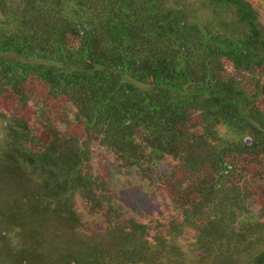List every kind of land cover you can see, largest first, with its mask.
Listing matches in <instances>:
<instances>
[{
    "label": "trees",
    "instance_id": "trees-1",
    "mask_svg": "<svg viewBox=\"0 0 264 264\" xmlns=\"http://www.w3.org/2000/svg\"><path fill=\"white\" fill-rule=\"evenodd\" d=\"M0 104V200L23 220L0 225L13 264H264V26L249 0H0ZM98 156L117 188L110 171L91 182ZM132 174L165 212L118 205ZM76 195L108 227L41 253L50 220H79ZM15 232L32 242L20 258Z\"/></svg>",
    "mask_w": 264,
    "mask_h": 264
},
{
    "label": "rangeland",
    "instance_id": "rangeland-1",
    "mask_svg": "<svg viewBox=\"0 0 264 264\" xmlns=\"http://www.w3.org/2000/svg\"><path fill=\"white\" fill-rule=\"evenodd\" d=\"M249 1L252 3L254 8L259 12L260 21L262 25L264 26V1L263 0H249ZM189 5L191 6L192 4L190 3ZM3 108H4V105L0 104V112H2L3 114L4 112L7 113V108H4V109ZM46 109H47L46 105L39 107L40 116H44L47 114ZM3 125L4 124L0 122V143L2 140L1 137L3 135L5 138V132L4 130H2ZM41 129H44V128H41ZM70 129L71 130H69V136L73 135V133L81 134L83 127L80 123L73 122V126ZM32 133L35 135H40V134H43L44 132L33 130ZM32 141L40 142L38 139H34ZM92 160H93L92 163H90V165L88 166V169L90 168L89 174L92 177L91 182H95L96 184L94 185L102 188L101 187L102 185H100L103 179L102 176L105 177L104 173L106 172L109 173L110 171V173L108 174L109 176L108 178L113 181L112 185H114V187L117 188V185L120 184V179L122 177V174H120L118 171L112 170L109 167L110 166L109 163L107 161H104L102 157L100 156ZM132 175L137 181V184H135L136 187H134L132 190L129 189V191L126 189V190L119 192L118 193L119 199H121L122 194H124V198H123L124 204H118L120 202H117V204L122 205V206L125 205L129 213L133 214L135 217H137V219L145 220L151 216L153 217V215L157 211L159 210L162 211L165 208L164 205L166 204L163 203L162 201L163 198L161 196L154 195V193H151L150 190H149V193L152 194L153 196H151L150 194L146 195V193H148L146 192L147 189L145 190L146 183L136 179L137 174L136 175L132 174ZM150 176L151 177L154 176V171L152 172V175L150 173ZM24 179L25 178L22 176L21 180L19 179L20 181L15 183L14 185L11 186L9 183L6 185L9 189L10 188L16 189L17 184H18L19 185L18 189H19L20 186H23L22 185L23 182L21 181H23ZM154 196L157 198H154ZM74 203H75L74 210L76 214L78 215L79 220L76 218V220H73L72 223H64L61 221V222H58L57 225H56V220H50L52 224H50L49 226L47 225L46 227L42 228V232L44 235L43 236H40V234L38 235L40 236L39 239L42 242V247H41L42 249L39 250L41 253H44V254L47 253L45 249H49V244L54 245L56 241H64L68 243V245L70 246L67 249L74 251L71 249L72 243L81 241L83 237L88 236L90 234L91 230L96 231V232H102L103 230L104 232L105 229L108 227V222H109L108 213L97 214L96 210H93L90 213L88 211V206L90 204L89 203L86 204L83 201V199L80 198L78 195L75 196ZM6 208H7V203L3 202L2 204L0 200V225L3 226L7 230L9 229V226L7 223L8 220H14L18 224L21 225L23 223L22 216L20 214L11 216L8 210L7 211L5 210ZM76 221L79 222V225L75 224ZM6 237L8 239L7 241L8 249H10L12 253H15L14 255L16 257L20 258L22 255H24V252H27L31 249L32 242L30 241V238L25 234L17 235V232H15ZM1 242H3V240H2V236L0 235V243ZM189 242L190 241H187L183 237V240L179 242L178 245L177 244H174V245L176 247L182 248V250L185 251L184 255L190 256L189 254H191V248L187 244ZM53 257L54 255H47V258H50L49 259L50 261L53 260ZM12 259L13 258L8 259L6 253L0 252V264H13V262L11 261ZM194 261L195 260H191L185 257L186 264H192ZM161 262L162 260L160 261V263Z\"/></svg>",
    "mask_w": 264,
    "mask_h": 264
}]
</instances>
